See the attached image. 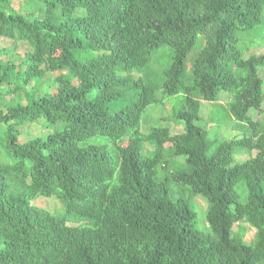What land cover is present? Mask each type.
<instances>
[{"label": "trees", "instance_id": "16d2710c", "mask_svg": "<svg viewBox=\"0 0 264 264\" xmlns=\"http://www.w3.org/2000/svg\"><path fill=\"white\" fill-rule=\"evenodd\" d=\"M263 29L264 0H0V38L25 47L0 49V264H264V132L251 117L264 106V53L251 51L264 45L240 48ZM163 48L173 56L161 83L129 77ZM221 93L246 135L209 156L196 122ZM178 96L183 131L142 133L146 109ZM37 122L63 130L21 141ZM96 137L112 148L81 146ZM237 150L257 155L236 164ZM167 151L190 168L172 182L208 204L209 237L157 180ZM39 197L65 216L34 207ZM243 224L251 245L234 233Z\"/></svg>", "mask_w": 264, "mask_h": 264}, {"label": "rangeland", "instance_id": "374dc122", "mask_svg": "<svg viewBox=\"0 0 264 264\" xmlns=\"http://www.w3.org/2000/svg\"><path fill=\"white\" fill-rule=\"evenodd\" d=\"M14 8L16 10L20 9V3L15 2ZM264 45V29L251 38L246 39L241 45L240 48L243 50L247 47H262ZM203 44H199L187 61V72L189 73L191 70V64L196 57V55L202 49ZM14 47L18 51L23 50L25 47L23 44H14L11 40L0 38V49L4 50H13ZM251 53L254 54H262L264 53L263 48H254ZM173 53L169 48H163L159 51L155 52L153 55V59L150 65L140 71L134 72L129 77L138 81L143 78L149 83L159 84L162 82L163 72L166 70L168 65L172 62ZM264 76V71H263ZM133 88V84H131ZM135 93L134 89L131 92V95ZM158 95H161L158 93ZM182 96L178 97H167L164 101L159 102L156 105L149 106L141 121V132L148 133L151 128L156 127H167L171 129L173 134H178L183 131V125L174 120V115L182 109ZM231 97L228 94L221 93L220 100L217 104L211 105L208 103H202V107L199 114V121L196 122V125L203 129L207 134V140L210 146L209 156L214 155L217 149L234 139H240L246 135V129L237 124L228 113L227 104L230 102ZM119 109V106H116V110ZM251 117L257 123H259L260 132H264V106L261 112H252ZM62 127H48L44 124V122H37L33 125H27L20 129L21 133V141L27 142L33 139H44L46 136L53 134L55 131H62ZM111 143L108 139L102 137H96L94 139H90L81 143V146H97L103 147L106 150L111 149ZM167 147H169L167 145ZM153 151V148L149 145H144V152L150 153ZM257 155L256 152H250L247 150H237L235 153L234 159L236 164H241L249 159L255 157ZM165 160L168 168H164L166 165H163L158 169V182L166 183L167 189L170 191L174 200L184 199L188 201L191 205L193 212L196 215L195 220V228L203 233L205 237H209L212 235V232L209 230V227L206 223V214L208 204L205 199L200 196H194L189 188L181 187L180 185L172 182L170 179L173 174L176 173H188L190 168L185 164L184 158H176L172 152L167 151L165 153ZM236 191L241 198V202L245 203L247 200V190L245 184H239L236 187ZM33 206L41 211H45L52 216L63 218L66 214V211L62 205V203L55 197L52 198H44L39 197L33 202ZM70 226H81L88 227L90 226V222L86 220H79L73 216H69ZM73 222L77 223L74 224ZM241 233L243 242L246 245H251L254 242L255 238V230L250 228L247 224H243L240 226L234 227V233Z\"/></svg>", "mask_w": 264, "mask_h": 264}]
</instances>
